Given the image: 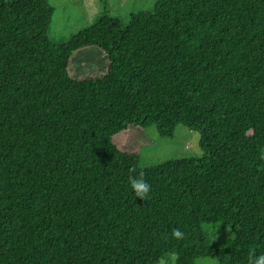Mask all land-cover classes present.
<instances>
[{"label": "trees", "instance_id": "16d2710c", "mask_svg": "<svg viewBox=\"0 0 264 264\" xmlns=\"http://www.w3.org/2000/svg\"><path fill=\"white\" fill-rule=\"evenodd\" d=\"M100 2L54 44L49 0H0V264H248L264 254V0H155L126 23ZM84 49L105 69L73 78ZM151 125L198 132L202 158L140 167L143 143L116 141Z\"/></svg>", "mask_w": 264, "mask_h": 264}, {"label": "rangeland", "instance_id": "374dc122", "mask_svg": "<svg viewBox=\"0 0 264 264\" xmlns=\"http://www.w3.org/2000/svg\"><path fill=\"white\" fill-rule=\"evenodd\" d=\"M54 7L48 37L54 44L66 41L71 35L90 25L103 10L100 0H49ZM155 0H108V14L126 23L132 13L148 11L154 6ZM96 50L84 49L76 52L69 66L71 77L81 79L102 74L106 59L99 56ZM98 58L97 65H91L93 57ZM92 58V59H91ZM143 141H139V134L133 130L129 137H135L136 143H127L128 137L120 136L116 143L121 149L136 151L139 166L144 168L170 159H199L203 151L199 145V133L178 125L171 138L161 137L154 125L143 129ZM135 140V141H136ZM134 141V142H135ZM129 144V145H128ZM205 234L212 236L216 246L220 247L231 234L219 228L218 225H204ZM157 264H175L174 256L160 260ZM197 264H217L210 258L200 259Z\"/></svg>", "mask_w": 264, "mask_h": 264}, {"label": "clouds", "instance_id": "9594fccd", "mask_svg": "<svg viewBox=\"0 0 264 264\" xmlns=\"http://www.w3.org/2000/svg\"><path fill=\"white\" fill-rule=\"evenodd\" d=\"M130 175L128 177L129 184L135 193V196L146 200L151 191V186L144 179L145 173L143 170L137 172L135 167L129 169ZM135 174V175H133ZM172 236L176 239H184V233L179 228L172 229ZM248 264H264V254L259 256L254 253L250 254L248 257Z\"/></svg>", "mask_w": 264, "mask_h": 264}]
</instances>
